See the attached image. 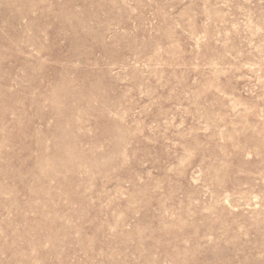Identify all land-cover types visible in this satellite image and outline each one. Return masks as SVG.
Returning <instances> with one entry per match:
<instances>
[{
  "label": "rangeland",
  "instance_id": "obj_1",
  "mask_svg": "<svg viewBox=\"0 0 264 264\" xmlns=\"http://www.w3.org/2000/svg\"><path fill=\"white\" fill-rule=\"evenodd\" d=\"M0 264H264V0H0Z\"/></svg>",
  "mask_w": 264,
  "mask_h": 264
},
{
  "label": "bare ground",
  "instance_id": "obj_2",
  "mask_svg": "<svg viewBox=\"0 0 264 264\" xmlns=\"http://www.w3.org/2000/svg\"><path fill=\"white\" fill-rule=\"evenodd\" d=\"M226 197V196H225Z\"/></svg>",
  "mask_w": 264,
  "mask_h": 264
}]
</instances>
